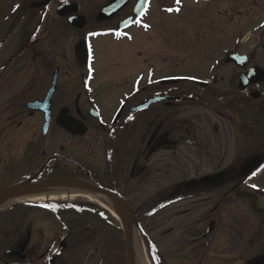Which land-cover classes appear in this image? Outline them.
<instances>
[{
  "label": "flooded vegetation",
  "instance_id": "1",
  "mask_svg": "<svg viewBox=\"0 0 264 264\" xmlns=\"http://www.w3.org/2000/svg\"><path fill=\"white\" fill-rule=\"evenodd\" d=\"M3 1L0 173L39 165L9 186L22 180L67 177L110 192L133 208L138 223L157 245L161 264H251L264 253V185L256 189L241 185L264 160L257 153L246 155L244 149L260 146V140L250 137L257 135L256 127L264 121V81L238 88L240 75L250 66L264 70V25L258 27L253 48L240 52L228 47L226 30H213L205 10L197 25L191 19L180 20L174 31L177 42L187 35L190 40L172 48L175 61L191 60L208 49L214 32L220 39L214 47L216 55L207 64V77L180 71H169L166 76L156 64L165 61V41L149 49L142 47L152 28L148 21L152 9L134 13L137 0H128L104 17L100 10L111 0ZM69 3H76L77 9L61 8ZM158 15L152 20L155 24ZM103 38L137 42L125 58L111 60L114 68L133 60L134 73L106 77L95 67L96 59L90 57L87 62L78 57L76 61L74 46L79 41L86 39L92 54L94 42ZM233 44L243 50L241 39ZM229 51L247 54V65L225 62ZM54 79L49 117H45V106L30 109L27 104L42 101ZM118 90L123 91L116 94ZM209 96L214 99L207 101ZM197 108L223 119L226 136L222 122L210 137L193 133L188 117L197 121L190 113ZM183 111L189 113L182 115ZM245 112L248 119L254 118L252 127ZM229 129L234 131L231 138ZM230 152L235 155L232 162ZM246 162L252 165L242 174ZM50 205L56 204L35 206ZM148 210L152 216L146 215ZM89 221L98 219L90 217ZM36 222L35 216L15 217L3 223L8 227L0 226V264H48L57 241L62 240L66 248L54 264H71L78 253L71 252L74 245L89 250L83 252L80 264H126L115 226L108 233L62 232L56 238L35 227ZM71 236L76 237L75 243ZM142 243L148 256L147 238ZM250 251L255 253L251 261L239 263ZM64 252H70V260H63ZM234 254L237 261L229 258Z\"/></svg>",
  "mask_w": 264,
  "mask_h": 264
},
{
  "label": "rangeland",
  "instance_id": "2",
  "mask_svg": "<svg viewBox=\"0 0 264 264\" xmlns=\"http://www.w3.org/2000/svg\"><path fill=\"white\" fill-rule=\"evenodd\" d=\"M175 0H167L165 1L168 4H171L170 7H165L164 11L162 13H160L157 17L159 22H157V24L153 23V19L154 17H156V13H154L153 10L157 9V6L155 5L153 7V10H151V13L148 17V21L152 24V28L150 30H148L146 32L145 35H147L148 41L143 40L142 41V47H147L148 49L150 47H152V45L157 46L159 45L158 42L161 41H165V44H168L170 48H166L165 49V61L160 60L159 63H156L158 66V69L166 72V76L168 75L167 72L169 71H180L179 73L181 74H185L188 76H204L207 77L206 71H207V64L210 62L211 58L214 57L216 55V51H214V47L217 44L218 40H214L212 46H209L208 49H206L203 52L197 53L194 55V57L191 60L188 61H184V60H179V61H175L174 59V55L171 53L172 52V48H175L176 45L180 44L182 41H189L190 39L189 36L187 35L184 40L177 42L178 41V37L175 34L174 30L176 25L178 24L177 21H179V19H181L185 14L188 15V18L186 19H194L196 21V24H198V19L200 14L198 13H194V11H192L191 9H194L196 7H204L206 8V10H208V12L210 13V15H213V18L211 17V24L214 26L215 25V20H218L219 22H222L220 24H224L223 30H226L228 32V37H229V48H233L236 47V49H239L240 52H247V50H250L251 48H253L252 46H254V44L256 43L257 39H255V35L249 38L248 41L243 42L242 46H243V50H241L237 45H234V39L235 36L237 35H244L248 30L254 31L255 29V25L260 21V19L264 18V6H262L264 4V0H261V6H255L254 3L250 2V4L248 3L250 0H190V1H194V2H199L196 5H190L189 3H191L190 1L187 0H179V3H177L175 1V5H173V2ZM3 0H0V5L3 4ZM189 2V3H188ZM230 2V3H237L238 7L241 8L243 7V9H246V13L242 16V17H238L239 16V12L238 10L233 11V17H238V18H233V20L231 21V15H229V13H225L224 9L226 8V4ZM243 3V5H242ZM153 4V3H152ZM178 4H183L184 7L180 8V6ZM89 6L93 5V2H89L88 4ZM4 8V7H3ZM2 8V9H3ZM9 7H6V9H8ZM168 9H172L171 11H169ZM219 9V11H218ZM217 29V28H216ZM215 30V29H214ZM234 37V38H233ZM248 37V36H247ZM247 37L245 38V40L247 39ZM256 40V41H255ZM254 42V43H253ZM136 41H133L131 43H124V42H111L109 41V39H104L103 40H98L94 42V54H95V59L96 62L95 67L98 70H101L105 72L106 77H112L114 75H123V74H129V73H134V71L137 69L136 65H134L133 60H128L126 63L123 62V64L121 65V67L119 68H114L112 67L111 64V60L114 57H122L125 58L126 57V53L128 49H136L137 44ZM152 44V45H151ZM183 45H185V43H181ZM1 50V49H0ZM2 51V50H1ZM150 55V54H149ZM206 74V75H205ZM132 75V74H131ZM131 75H129L128 77H130ZM218 86V85H217ZM119 91H123V90H118L115 92H118L116 94H120ZM215 92H219L217 90H214ZM122 95H116V98L121 97ZM214 96H209L206 97V100L208 101V98L210 99H214ZM117 103V101H115ZM189 111H183L181 114L182 115H186L188 114ZM191 114H193V116L196 117L197 121H193V117L189 116L188 117V122L191 125V127L193 128V130H191L193 133L197 134L198 136H204V137H210L211 132L214 131V127L217 126L218 128H220L221 122L224 124V135L226 136V132L227 131V126L226 123L224 122L223 119H221L220 117L214 115L210 110L206 109V108H197V109H193L192 112H190ZM244 117H246L248 119V113L245 112ZM229 119V118H228ZM254 118H250L247 120L249 121V125L252 127V125L254 124V122L252 121ZM262 119V118H261ZM230 121V119H229ZM256 127V126H255ZM259 127V128H258ZM256 127V129L258 130L257 135L253 136L252 138L250 137V140H260V146H258L256 149L251 150V149H247L244 147V149H246V155H250L252 152L253 153H257L259 154L262 158L264 157V121L260 120V125ZM198 128L199 131H196V129ZM229 137L231 138L233 136L234 131L229 129ZM219 134V132H218ZM246 135L247 132H245L244 135H242V137H244V140H246ZM210 143H212V140H207ZM219 141V140H218ZM230 143L233 141L232 139L229 140ZM213 144V143H212ZM234 154H231V152L229 153V161L232 162V160L234 159ZM240 159V158H239ZM243 163V162H241ZM39 165H35L33 167H26V166H16L15 168H11L10 171L6 172V171H2L0 173V189L5 187L6 185H8V183L13 182L14 180H16L17 178H19L20 176L25 174V171L27 170H31L35 171V169L38 167ZM189 166V163H188ZM255 182H257L258 185H264V171H262L261 177L256 180ZM252 183H247V182H243L241 185L244 186V188H248L249 186H251ZM252 189V188H250ZM87 201V199H80L77 198L76 200L73 201V203H75L76 205L78 204H85ZM71 202V201H70ZM91 203V202H88ZM95 205V207H97L98 209H100V211L105 213V215L103 214V216L106 218L111 219L110 221L115 222V225H119L118 222H116V220L108 213L106 212L103 208L101 209V207H99L96 203H92ZM21 204H16L12 207H10V209H7V212L4 213H0V224H2L1 222H6L8 221L10 218L12 217H16L17 215L20 214V208L21 207H17L20 206ZM15 207V208H14ZM89 208H93V206H88ZM35 216L37 217V222L38 225L34 224V226L37 228H41L43 233H51L53 234V236H55L56 238H58V235L62 233L63 228L61 229V221L64 220L63 222H70V223H75L79 220H81V225L78 226L77 228L74 227V231H80L82 230L84 227L86 226H91V232H101V233H105V231H107L106 229H108V223L107 222H102L99 221L97 223H92L89 220H87V214L84 215H78L75 214L73 212H64L61 213V219L60 220H56L55 218H53V216L45 211L42 210H37L35 208H32L31 210H29L28 212H26V217H32ZM107 219V220H109ZM4 227H8L9 225L7 224H2ZM77 224H75L76 226ZM3 228V227H2ZM7 232L8 229L6 230ZM64 231H66L64 229ZM104 231V232H102ZM120 236H117L119 238H121L120 240H123V233L120 232ZM48 236H51L50 234ZM119 241V240H118ZM123 248V241H122V246L121 249ZM80 252V254H74L72 256L73 260H71V264H80V260L81 257L83 256V252L84 254H87L89 252V250L87 248L84 249H77V247L74 245L73 249L71 250V252ZM229 253H231V251L229 250ZM70 255V252H64L63 256H61L63 258V260L65 261L66 258H68ZM76 255V256H75ZM255 255V253L253 251L247 252L244 259L241 260L239 263H241L242 261L246 262L252 259V257ZM232 261H237L238 256H236L235 254L233 256L229 257ZM69 260L71 258H68Z\"/></svg>",
  "mask_w": 264,
  "mask_h": 264
},
{
  "label": "bare ground",
  "instance_id": "3",
  "mask_svg": "<svg viewBox=\"0 0 264 264\" xmlns=\"http://www.w3.org/2000/svg\"><path fill=\"white\" fill-rule=\"evenodd\" d=\"M84 193V192H83ZM76 193L71 192L68 194L66 192L65 187L63 186H54V187H44L41 190L34 192H21L12 196H9L0 202V210H5L9 205L21 202H36V201H48V200H62V199H70L73 200L78 197H84L89 201L95 202L107 209L110 214L117 218L120 214V207L110 200L108 197L99 194V193ZM133 253H134V263L135 264H148L145 257L142 255V249L140 247V243L137 239V235L134 234V242H133Z\"/></svg>",
  "mask_w": 264,
  "mask_h": 264
},
{
  "label": "water",
  "instance_id": "4",
  "mask_svg": "<svg viewBox=\"0 0 264 264\" xmlns=\"http://www.w3.org/2000/svg\"><path fill=\"white\" fill-rule=\"evenodd\" d=\"M253 72L254 70H248V72L240 79L242 80V84L246 83L247 81H250L253 79ZM262 79V78H259ZM52 94V90L49 92L48 98L50 97V95ZM63 184V185H70V186H74V187H80V188H84L85 190H88L91 192H96V193H100L103 195H106L110 198H114V196L106 191L100 190L97 187L91 185V184H87L85 182H82L78 179H48V180H44V181H40L38 183H25L22 185H14L8 189H6L4 192L0 193V202L2 200H4L5 198L21 193V192H25V191H31V190H37L39 188L45 187V186H49V185H54V184ZM122 204V209H124V212L122 214V227L124 230V234H125V243H126V255H127V261L129 264H131V229H132V222H135V217H134V213L133 211L123 202V201H119ZM65 243H61L58 247V249L53 252L54 254L51 257V260L53 262V259L56 257V255L63 250ZM258 264H264V256H262V258L259 260Z\"/></svg>",
  "mask_w": 264,
  "mask_h": 264
},
{
  "label": "snow or ice",
  "instance_id": "5",
  "mask_svg": "<svg viewBox=\"0 0 264 264\" xmlns=\"http://www.w3.org/2000/svg\"><path fill=\"white\" fill-rule=\"evenodd\" d=\"M177 3H179V0H176ZM169 11H171L172 9H168ZM90 35H95V33H90ZM253 175H255V173H253ZM255 187V186H254ZM163 207V205H161ZM103 215V214H101Z\"/></svg>",
  "mask_w": 264,
  "mask_h": 264
}]
</instances>
